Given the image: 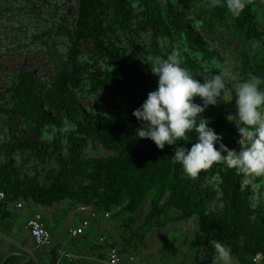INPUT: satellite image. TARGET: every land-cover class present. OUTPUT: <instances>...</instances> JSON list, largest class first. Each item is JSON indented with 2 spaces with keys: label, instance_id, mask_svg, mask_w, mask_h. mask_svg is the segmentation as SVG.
I'll use <instances>...</instances> for the list:
<instances>
[{
  "label": "trees",
  "instance_id": "trees-1",
  "mask_svg": "<svg viewBox=\"0 0 264 264\" xmlns=\"http://www.w3.org/2000/svg\"><path fill=\"white\" fill-rule=\"evenodd\" d=\"M137 1L139 12L134 0H79L76 26L70 30L60 25L70 40L68 62L49 78L29 68L12 81L10 107L0 104V114L6 117V134L0 138V190L6 198L0 204L31 201L50 208L71 202L92 207L100 214L98 219L120 222L118 239L102 236L94 243L103 258L111 248L127 255L147 247L149 233L195 217L198 229L190 236V247L196 250L194 264H213L212 240L230 247L240 264H264V203L255 199L252 185H245L241 174L223 164L189 177L172 156L176 147L190 149L198 142L195 130L188 141L166 144L161 150L150 138H138L135 131L142 121L132 114L158 81L150 67L140 63L146 64L142 60L148 55L167 58L171 52L161 39L178 44L185 57L182 66L201 82L204 68L193 53L205 60L220 56L191 25L192 14L208 31L218 33L220 25L226 26L240 40L237 79L252 73L264 80V27L258 19V2L253 0L234 17L226 3L205 7L210 0H199L204 5L194 8L184 0ZM146 30L151 32L149 46L139 42V33ZM122 38L135 52L122 45ZM86 42L92 44L93 56L81 63ZM103 58L109 65L104 70L98 64ZM260 87L264 90V84ZM83 92L99 96L98 110L83 106L79 99ZM225 99L209 105L200 116L225 145L238 151V133L226 119L231 110ZM194 102L203 103L199 97ZM65 120L75 125L74 131H61ZM46 125L56 128L50 141L37 138ZM260 182V178L254 181ZM146 203L147 212L136 227ZM258 254L260 261L254 262Z\"/></svg>",
  "mask_w": 264,
  "mask_h": 264
},
{
  "label": "rangeland",
  "instance_id": "rangeland-1",
  "mask_svg": "<svg viewBox=\"0 0 264 264\" xmlns=\"http://www.w3.org/2000/svg\"><path fill=\"white\" fill-rule=\"evenodd\" d=\"M184 1L192 8L204 5L199 0ZM256 1L258 2L256 8L258 19L264 27V0ZM78 3L79 0H0V104L10 107L12 81L21 70L35 68L38 75L41 74L49 78V75H55L56 70L68 62L70 40L67 34L61 30L60 25L64 24L70 30L76 26ZM134 4L136 11L139 12L140 3L134 0ZM190 21L191 25L199 29L208 39L212 48L217 50L220 55L205 60L200 54L199 59L202 64H206L213 72L220 70V68H227L235 78H238L237 67L240 63L239 50L242 44L232 30L220 25L218 33H212L203 26V21L197 18L195 14L191 15ZM150 34V30L140 32L139 42L149 46ZM161 43L170 51L178 45L177 43L171 45L167 39H161ZM122 45L129 52H135L125 38H122ZM254 47L258 48L259 43H254ZM92 56V44L90 42L84 43L80 62L91 61ZM98 64L103 70L109 67L105 58L100 59ZM140 65L150 67L147 63H140ZM228 87H231V81H228ZM98 98V95L86 92L79 93L81 103L89 110H98L95 101ZM227 106L234 114L236 110L235 94H233L232 102L227 103ZM5 120L6 117L0 114V138L6 134ZM47 131L52 133V129ZM18 136L20 138L25 137L22 133ZM37 138L44 139V134ZM260 179L261 182L254 183L252 188L255 199L264 203V178ZM61 205L70 210L68 216H64L63 213L57 215L61 223L65 220V223L70 226L81 221L82 214L74 210L77 208L76 204L67 202L66 205L63 203ZM148 205L149 203H146L140 209L136 227L142 224ZM40 210L43 211L46 221L50 224L54 218L51 209L40 207ZM119 223L109 219L100 220L97 218L87 228L84 236L76 238V242L79 244L95 243L99 240L100 235L108 239H118ZM197 229L198 223L194 217L187 221L172 222L162 232L149 233L146 242L147 247L141 246L138 251H135L137 260L131 264H179L181 262L193 264L196 250L190 247V236ZM232 256L234 264H238V258L233 254Z\"/></svg>",
  "mask_w": 264,
  "mask_h": 264
},
{
  "label": "clouds",
  "instance_id": "clouds-1",
  "mask_svg": "<svg viewBox=\"0 0 264 264\" xmlns=\"http://www.w3.org/2000/svg\"><path fill=\"white\" fill-rule=\"evenodd\" d=\"M234 17H239L247 4L253 0H210L205 7H224ZM187 51V49H185ZM199 59L200 54H193ZM142 60V59H141ZM143 62L150 65L153 75L158 77L157 87L150 91L143 104L133 111L141 127L136 129L138 138H150L161 150L165 145H176L177 141H188L189 133L195 130L198 142L188 149L178 146L174 149L173 161L183 166L184 172L196 178L201 171L214 164L226 165L244 177L245 185H253L257 178H264V80L249 73L247 79H237L227 68L213 72L206 64L204 82L197 79L191 70L182 66L185 57L179 46L167 58L148 55ZM218 73V74H217ZM231 81V87H228ZM235 94V113H228L226 119L235 125L238 133L239 150L230 149L222 142V136L208 126V120L200 116L209 105L225 98L231 103ZM199 97L202 104L195 103ZM199 118V119H198ZM45 126L44 139L54 138ZM75 130V125L65 120L62 132ZM219 143V148L216 147ZM215 250L213 264H233L231 248L218 240L210 242Z\"/></svg>",
  "mask_w": 264,
  "mask_h": 264
},
{
  "label": "crops",
  "instance_id": "crops-1",
  "mask_svg": "<svg viewBox=\"0 0 264 264\" xmlns=\"http://www.w3.org/2000/svg\"><path fill=\"white\" fill-rule=\"evenodd\" d=\"M21 202L24 204L21 208L16 206L18 202L10 203L8 205L0 204V261L6 254L14 251L29 252L32 254V261L25 264H98L100 260L103 259V253L100 250H97L94 243L79 244L76 242V238L79 236L72 237L69 234L71 228L78 226L80 222L88 216L86 212L79 211V206L74 208V210L82 214L81 221L78 224L69 226L65 223V220L61 223L57 218L59 213H63L64 216L69 215L70 210L67 209V207L62 206L61 204H56L53 207H50L49 210L51 209L54 218H52L53 220L48 224L43 211L40 210L39 206L31 201ZM66 204L67 202H63V205ZM35 213L42 214L45 226L51 233L52 243L50 245L37 246L31 235L28 227V220ZM3 214L5 215L3 216ZM94 221L95 219L91 222L90 226ZM100 238H102L101 235L99 239ZM54 252H56L55 255H53ZM131 254H134L137 260L136 253L132 252L127 254L126 257L124 255L123 264H131L136 261H129L128 256ZM106 256L107 254L105 257ZM22 259L23 257L21 256H12L5 264H18ZM237 263L240 264L239 260ZM179 264H184V262Z\"/></svg>",
  "mask_w": 264,
  "mask_h": 264
},
{
  "label": "built area",
  "instance_id": "built-area-1",
  "mask_svg": "<svg viewBox=\"0 0 264 264\" xmlns=\"http://www.w3.org/2000/svg\"><path fill=\"white\" fill-rule=\"evenodd\" d=\"M6 193L3 190H0V202L5 200ZM23 202H18L16 206L18 208L23 207ZM80 212H86L88 216L84 218L80 224L69 230V234L72 237H78L85 233V230L90 226L91 222L96 219L99 215L92 207L88 205H80L78 207ZM110 212H106L105 216L108 217ZM28 227L30 229L31 235L37 246L50 245L52 243V237L50 231L46 228L43 221V216L41 213H35L28 220ZM130 262L136 260V256L131 254L128 256ZM261 255L258 254L253 258L254 262H259ZM124 254L120 253L117 248H111L107 256L100 260L98 264H123Z\"/></svg>",
  "mask_w": 264,
  "mask_h": 264
},
{
  "label": "water",
  "instance_id": "water-1",
  "mask_svg": "<svg viewBox=\"0 0 264 264\" xmlns=\"http://www.w3.org/2000/svg\"><path fill=\"white\" fill-rule=\"evenodd\" d=\"M12 256H21L23 257V259L18 263V264H25V263H29L32 261V254L29 252H11L6 254L3 259L0 261V264H5L7 262V260L12 257Z\"/></svg>",
  "mask_w": 264,
  "mask_h": 264
}]
</instances>
